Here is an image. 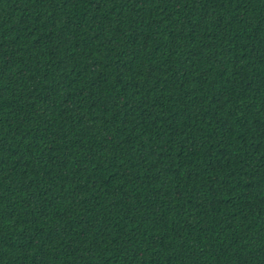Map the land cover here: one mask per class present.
<instances>
[{"label": "trees", "instance_id": "trees-1", "mask_svg": "<svg viewBox=\"0 0 264 264\" xmlns=\"http://www.w3.org/2000/svg\"><path fill=\"white\" fill-rule=\"evenodd\" d=\"M0 264H264V0H0Z\"/></svg>", "mask_w": 264, "mask_h": 264}]
</instances>
